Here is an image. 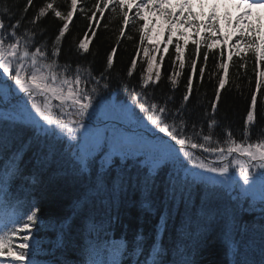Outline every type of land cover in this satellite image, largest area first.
Listing matches in <instances>:
<instances>
[{
  "label": "snow or ice",
  "instance_id": "snow-or-ice-1",
  "mask_svg": "<svg viewBox=\"0 0 264 264\" xmlns=\"http://www.w3.org/2000/svg\"><path fill=\"white\" fill-rule=\"evenodd\" d=\"M167 2L168 0H141V3L137 4V0H98L93 8L103 16L104 10L110 5L119 7L122 11L123 25L120 35L124 36L125 28L130 23L125 8L131 9L135 6V16L143 20L141 9L151 10L156 7L160 8L163 14L166 10L161 6ZM189 2L190 0H183L179 5V16L173 18L172 13L166 14L169 35L163 48L165 53L168 51L167 44L173 42V25L186 24L194 28L197 35L201 27L213 35L221 31L218 27L219 18L215 7L209 14L207 22L197 23L189 8ZM240 2L247 3L249 10L254 6L264 7V0H254L252 3L249 0H240ZM12 7L14 6H9L4 0H0V98L4 101L0 106V161H2L0 163V264H37L34 257L38 242L35 241L33 230L38 231L43 224L38 215L40 201L29 197L34 186L42 182V178L35 170L31 174H24L21 165L28 152H32V158L35 159L41 172L55 165L49 180H54L58 176H71L84 182L83 192L73 203L72 216L65 217L61 222V233L57 238L60 244L63 243L65 232L71 226L74 216L83 214L82 223L84 229L89 232L97 230L103 223L112 227L120 222L119 214L113 216L109 211L105 213L101 225L95 223V213L92 209L102 196L108 200L107 207H118L120 194H126L129 188L138 189L142 194V207L151 211L156 203L154 199L157 189L156 177L161 162H165L171 163L176 172L175 175L169 176V183L165 186V205L169 201L172 202L173 207L178 206L180 202L187 204L197 187L202 185L204 192L200 197L201 212L205 218L212 220L215 217L210 211L207 200L208 186H225V193L230 198L229 205L235 202L230 214L233 224L228 230H222L219 238L225 242L231 253L230 264H264V225L259 229L258 238L250 236L245 240L243 235L238 241L234 238V233L238 230L242 233L248 232L247 225L238 228L235 223L237 213L247 210L243 208L245 199L250 198L253 202L258 199L264 210V127L259 130L255 139L252 138V130L257 122V95L255 93L251 95L250 107L239 140L230 129L224 130L222 138H215L214 129L218 122L214 115L207 121V131L198 129L195 122L189 121L188 116L191 114L186 106L193 93V77L197 75L196 59L191 60V70L178 107H175L176 101L172 96L164 97L163 102L160 103H146L139 98L141 93L130 94L131 104L106 101L104 97L95 100L101 92L100 79H97L88 68L79 65L73 68L69 64L62 65L58 62L62 40L69 30V22L73 20L74 13L78 10V0H70L66 13L59 10L56 0H45L31 16H28V13L34 7V0H26L18 12H13ZM117 7H113L112 11L116 12ZM185 8H189L187 15H184ZM80 11L82 12L83 8ZM49 14L63 22L54 39L51 40L45 35L46 29L39 27L42 18ZM250 15V11L242 12L236 17L235 25L226 16L225 19L233 31L226 35L224 40L227 43L238 32L240 39L232 47L239 50L244 44L264 60V32L261 31L258 23L254 25L251 20L245 23V19ZM94 16L95 12L88 18L91 20ZM146 28L147 25L140 28L141 44L149 39L145 32ZM92 35L94 36L95 32ZM180 36L183 37L184 33H180ZM208 39H212V36L209 35ZM192 43L196 45L198 56L200 41L193 40ZM214 43L215 41L207 44V47L213 48ZM78 48L88 52V40L82 39ZM161 51L159 45H154L151 50L147 47L143 48L147 67L140 78L142 88L157 84L161 80L160 63L157 61V53ZM175 53L173 64L179 62V69L183 70L185 61L179 41L175 43ZM116 54L115 47L107 54L105 71L100 73L101 78L113 68ZM235 54L240 56V51H236ZM163 59L161 55L159 60L163 61ZM203 60L207 64L208 52L203 53ZM228 60H232L231 53L228 55ZM217 67L224 75L219 78L215 99L211 102L213 114L218 110L221 89L225 87L228 75L226 62L220 63ZM136 68L137 59L133 58L127 69V76L132 77ZM204 74L205 68L200 67L199 78L202 79ZM180 75V71H174L169 76L173 88L176 87ZM260 75L264 77V72ZM89 84L92 85L91 88L87 87ZM103 87L107 88L108 85L104 84ZM260 88L261 81L257 80V91ZM17 91L27 97V101L23 104L20 103L23 97L15 95ZM14 100L16 102L12 103ZM53 101L58 103L54 104ZM132 105L139 108L140 113L145 114L143 119H146L154 129L169 138L167 147L152 146V150L146 152L143 150L142 139L129 136L121 127L124 120L142 123L141 117L133 110ZM169 105L175 107V111ZM85 118L88 123H85ZM169 120L172 122H167ZM189 126L190 133L185 131ZM197 150L215 155L216 161L206 163L196 154ZM141 157L142 159H138ZM185 160L193 168L203 171L193 172L185 166ZM133 168L135 173L132 171ZM230 169H235V172H230ZM180 171L186 173L183 179L180 178ZM17 179L21 184L16 192H13L12 183ZM233 192L236 193L235 196L232 195ZM21 193L24 194L23 199ZM252 207L253 204L250 203L249 209ZM168 219L170 216L165 208L159 224L156 225V239L148 247L147 254H145L147 238L142 230H138L131 242L121 237V243L112 245L111 260L101 262L90 259L86 264H122L124 257L130 258L132 264H164L163 256L166 250L160 243V237L167 227ZM191 227L192 219L186 215L179 230L180 242L174 249L179 258L174 259L171 264H194L192 259L185 258L188 255L187 245L182 244L187 229ZM196 228L197 230L200 228L199 223ZM129 243H131L130 248ZM141 256H144L143 260L140 259Z\"/></svg>",
  "mask_w": 264,
  "mask_h": 264
},
{
  "label": "trees",
  "instance_id": "trees-1",
  "mask_svg": "<svg viewBox=\"0 0 264 264\" xmlns=\"http://www.w3.org/2000/svg\"><path fill=\"white\" fill-rule=\"evenodd\" d=\"M4 2L9 6H14L11 8L13 12H18L26 0H4ZM44 2L45 0H34V7L29 10L28 16L33 15L36 9ZM97 2L98 0H78V10L74 13L73 20L69 22V30L62 40L61 53L58 57L60 64H69L73 68L77 65L82 68H88L97 79H100L99 87L101 92L95 100H100L101 97H104L106 101L131 104L130 94L141 93L139 98L146 103H160L163 102L164 97L172 96L176 101L175 107H178L191 70V60L196 59L197 75L193 77V93L186 106L191 114L188 116L189 121L195 122L198 129L207 131V121L209 117L214 115L218 122L214 129L215 138H222L224 130L230 129L234 133L235 138L239 140L247 110L250 107L251 95L255 93L257 95V122L252 130V138H256L259 130L264 127V77L260 75V73L264 72V60L260 59L257 52L244 44L241 45L239 50L232 47L240 39L238 32L227 43L224 40V37L233 31L225 17L227 16L232 21V24L235 25V19L241 13L234 12L231 9H220L216 15L219 18L218 27L221 31L214 35L203 27L200 28L199 35L196 34V30H183L181 32L176 27H173V42L167 44L168 51L165 53L163 48L169 35L167 31L168 23L165 20L154 18L145 9H141V15L144 19L140 20L135 16V6L131 9L125 8L124 11H128L130 23L125 28V35L121 36L120 29L123 26L121 9L114 4L110 5L109 8L104 10L103 16H101L93 8V5ZM139 3H141V0H137V4ZM181 3H183V0H173L174 9L171 10L173 18L180 15L179 5ZM69 4L70 0H56V6L65 13ZM113 7H117L116 12L112 11ZM81 8H83L82 12L80 11ZM189 8L192 10L191 12L194 14L197 23L207 22L212 11L211 8L210 11L205 13L193 4ZM188 10L187 8L184 9V15H187ZM94 12L95 16L90 20L88 17L93 16ZM252 16L251 18H246L245 23L248 20H251L254 25L258 23L261 26V31L264 32V12L262 14L256 12ZM5 19L7 22L6 17ZM62 23V21L49 14L47 17L42 18L39 22V27L46 29L45 35L51 40L54 39ZM144 25H147L145 32L149 39L141 44L140 28ZM93 32H95L94 36L92 35ZM180 33H184V36L181 37ZM209 35L212 36V39H208ZM128 37H131V39ZM82 39H86L89 42L88 52H83L78 48V44ZM193 40L200 41V53L198 56L196 54V45L192 43ZM177 41H179L183 49L185 61L183 70L179 69V62H176L175 65L173 64L176 55L175 43ZM185 41H187V44H185ZM213 41H215L214 46L209 49L207 44L213 43ZM154 45H159L162 50L157 53L161 80L157 84L142 88L140 78L147 67V58L143 55V48L147 47L151 50ZM113 47L117 49L113 68L105 73L104 78H101L100 73L105 71L107 54L111 52ZM236 51H240V56H236ZM137 52H139V56H137ZM204 52L209 54L207 64L203 60ZM221 53H223V56H221ZM229 53L232 54V60L230 61L228 60ZM161 55L164 57L163 61L159 60ZM133 58L137 59V68L133 76L129 77L127 76V69ZM224 62L228 64L227 80L225 87L221 89V99L217 105L218 110L213 114L211 112V102L215 99L219 78L224 75L217 65ZM200 67L205 68V74L202 79L198 76ZM174 71L181 72V75L177 78L175 88L172 87L169 80V76ZM257 80L261 81L259 91L256 89ZM104 84H107L108 87L104 88ZM91 86V84L87 85L88 88H91ZM0 100L3 101V98H0ZM22 101H27V97L24 96L20 100L21 104L24 103ZM2 105L3 103L0 102V106ZM28 105L30 107V101H28ZM169 106L173 107L172 105ZM175 107H173V111H175ZM132 108L136 113H140L139 108L135 105H132ZM128 122V120L122 121L124 127H126L125 124ZM167 122L171 123L172 121L169 120ZM124 127L122 128L125 130L126 128ZM136 128H140V130L135 131ZM148 131L155 135L152 136L155 139L167 141L165 134L159 133L158 130L148 123L137 125L131 129V133H138L142 136L149 135ZM185 131L190 133L191 127L185 128ZM196 154L200 155L206 163H212L214 159H217L213 154L201 153L198 150ZM116 159L119 162V159ZM138 159H142V157ZM181 159H184L182 155ZM184 164L187 168H192V165L186 160ZM21 166L25 175L31 174L35 170L42 178V182L34 186L29 197V199L35 198L40 201V212L38 215L41 217V223L43 224V227L38 231L36 229L33 230L35 241L38 242L34 257L37 264H86L90 259L107 262L112 259V245L121 243V237L131 242L138 230H142L143 235L147 238L145 242V254H147L148 247L156 239V225L159 224L160 216L164 213L165 208H167L170 219H168L167 227L160 237V243L166 250L163 256L164 264H171L174 259L179 258L174 249L177 243L180 242L179 230L186 215L191 217L192 227L187 229L182 240V244L187 245L188 255L185 258L192 259L194 264H230L231 253L227 249L225 242L219 237L222 230H228L233 224L230 214L235 202L233 201L229 205L230 198L226 195L225 186L223 185L208 186L209 194L207 200L215 219L209 220L201 212L200 197L204 192V186L202 185L197 187L191 201L187 204L180 202L178 206L173 207L172 202L169 201L165 205V186L169 183V176L175 175L176 172L171 163L161 162L160 170L156 177L157 189L154 193L156 203L151 211L142 207V194L138 189L129 188L126 194H120L118 207H107L108 200L102 196L95 202V207L92 209L95 213V223L101 225L105 213L109 211L113 216L118 213L120 222L112 227H109L107 223H103L97 230L89 232L84 229L82 223L83 214L74 216L72 217L71 226L65 232L63 243L60 244L57 238L61 233V222L65 217L72 216L73 203L83 192L84 182L71 176H58L54 180H49L55 170V165L47 171L41 172L35 159L32 158V152L25 154ZM132 171L135 173L134 168ZM230 172H235V169H230ZM179 175L183 179L186 173L180 171ZM20 184L21 181L19 179L13 181L12 191L16 192ZM235 194V192L232 193L233 196ZM23 196L24 194L21 193L22 199ZM250 203L253 204V207L249 209ZM243 208L247 210L237 213L235 223L238 228L247 225L248 232L236 231L234 238L237 241L241 239L242 235L245 240L249 239L250 236L258 238L259 229L261 225H264V210H262L258 199L255 202L251 201L250 198L245 199ZM198 223L200 228L197 230L196 225ZM130 247L131 243H129ZM140 259L143 260L144 256H141ZM122 264H132L131 259L122 258Z\"/></svg>",
  "mask_w": 264,
  "mask_h": 264
},
{
  "label": "rangeland",
  "instance_id": "rangeland-1",
  "mask_svg": "<svg viewBox=\"0 0 264 264\" xmlns=\"http://www.w3.org/2000/svg\"><path fill=\"white\" fill-rule=\"evenodd\" d=\"M199 3H203L204 4V7L206 8V11L209 9V7L208 6H210V5H216V3L218 2V1H220V0H197ZM239 0H224V2L227 4V5H232V4H234V5H239V6H237V8H238V10H242V11H244V10H248V11H250V12H252L254 9H248V5H247V3H241V2H239V3H237ZM249 2L250 3H252V2H254V0H249ZM170 5V3H169V0H168V2L167 3H165V4H163L161 7L164 9V10H166L163 14H162V12H161V9L160 8H156V7H154L153 9H152V13H154V14H156V16L158 17V18H162V19H166V14L168 13V12H170V9L168 8V6ZM233 7V6H232ZM173 26H176L177 28H178V30H188V31H191L192 29L190 28V27H188V25H186V24H177V25H173ZM17 93H19L18 91L15 93V94H17ZM22 102H25V101H22ZM91 111V110H90ZM137 115L138 116H140L141 117V119H142V123H140V124H137V123H135L134 121H129L128 123H126L125 124V126L126 127H124V128H126L125 129V131L127 132V134L129 135V136H131V137H135V138H137V139H142V141L144 142V151H150V150H152V146H163V147H167L168 146V141H163V140H157V139H155V137H152V136H150V135H144V136H142V135H140V134H138V133H136V134H133V133H131V129H132V127H136L137 125H143V124H149L150 126H152L146 119H143V117H144V115L145 114H143V113H137ZM89 121L88 120H86V122L85 123H88ZM128 129H130V130H128ZM137 130V129H136ZM135 130V131H136ZM190 169H192V171L193 172H200V171H203V170H201V169H197V168H190ZM209 175H211V174H209ZM255 202V201H254Z\"/></svg>",
  "mask_w": 264,
  "mask_h": 264
}]
</instances>
